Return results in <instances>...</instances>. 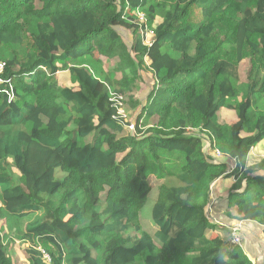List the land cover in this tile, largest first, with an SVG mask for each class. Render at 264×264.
Returning <instances> with one entry per match:
<instances>
[{"label":"trees","instance_id":"trees-1","mask_svg":"<svg viewBox=\"0 0 264 264\" xmlns=\"http://www.w3.org/2000/svg\"><path fill=\"white\" fill-rule=\"evenodd\" d=\"M231 49L254 61L243 79ZM0 65V264L13 240L26 264H237L211 232L248 222L264 236V169L247 164L264 142V0H0ZM148 65L130 129L117 99L140 105ZM222 109L237 114L226 132ZM223 138L227 173L212 157ZM218 178L232 183L209 211Z\"/></svg>","mask_w":264,"mask_h":264},{"label":"rangeland","instance_id":"rangeland-1","mask_svg":"<svg viewBox=\"0 0 264 264\" xmlns=\"http://www.w3.org/2000/svg\"><path fill=\"white\" fill-rule=\"evenodd\" d=\"M134 16V15H133ZM135 18V22L138 24L137 18L134 16ZM153 25L154 24H150V22H146V27L149 31H153ZM122 35L124 37V39L126 40L127 45L129 46L131 41H132V36L130 34V32L126 31V30H121ZM213 38L215 39V41L218 43L220 41L221 35L219 33H215L213 35ZM230 58L229 60L234 63H236V57H235V53L234 50L231 49L230 50ZM116 62V59L114 61H112V64H114ZM253 59L249 56V54L247 52L243 53V58L241 60L240 63L237 64L238 68H239V74L241 79H243L245 77V71L248 68L249 64L253 63ZM149 69V70H148ZM148 72L147 73H141V80L138 81L136 83V90L134 93V97L140 102V105L137 106L136 108H131L130 105L128 104H124V110L127 116V122L128 124H130V129L133 127V122L135 121V118L137 115H139L141 108L143 107V105L146 102V98L148 93L151 90V87L153 85V74L152 71L150 70V67L148 65ZM59 81L61 83V85L63 86H68L70 85L69 83V78H68V74L67 72H61L59 74ZM217 120L219 122V124L222 126V130L223 132H226L227 128L230 127L231 125L235 124L237 122V114L234 110H226V109H222L220 112H218L217 114ZM252 132V126L251 124L248 125V134H250ZM230 147V141L226 138L221 139L220 141H216L214 142L213 148H212V157L214 159V161L218 164L220 163H224L222 166V170L225 171V173H227L229 167H230V163L226 162V159H228L227 156V151ZM254 158L255 161H257L256 163H254L253 167L257 168V165H260L262 167V169H264V142L261 146H259V151L257 149V151H254ZM221 167V166H220ZM218 171L214 170V173H216ZM261 173H264V170L260 171ZM224 173V174H225ZM231 181V179H230ZM151 187L153 190V196H150L148 202L146 203V207L144 208L143 211V216H149L150 212H151V206L153 205L154 202V196L157 192V187L159 185V182H157L156 180H151ZM214 197H216L214 195ZM211 201H214L213 204H215V199L211 198ZM214 211V209H213ZM222 209L216 213L217 218H222V219H226L224 217H222ZM228 213H230L232 216H235L234 212L229 211ZM144 220H147V218H144ZM231 219H226L225 221H228ZM228 225V223H227ZM241 225V231H240V240H241V244L239 245V247L237 245H232L230 243V231L229 229L225 230V229H221L218 228L217 230H214L213 232H216L217 234H211L212 237L214 236H222L224 239H226L229 243V245L232 246L233 249H237V251L239 253L243 252L244 256L246 257V259L252 263V264H264V236L262 233V228L257 224V223H246L243 222L240 224ZM27 244H24L20 241L17 240H13L11 243V258L13 260L14 264H26L25 261V256L22 252V247L26 246ZM242 255V253H241ZM245 257H243L237 262V264H245L246 260Z\"/></svg>","mask_w":264,"mask_h":264},{"label":"built area","instance_id":"built-area-1","mask_svg":"<svg viewBox=\"0 0 264 264\" xmlns=\"http://www.w3.org/2000/svg\"><path fill=\"white\" fill-rule=\"evenodd\" d=\"M134 16L137 18L138 24L140 26V30L141 33L143 34V41H144V45H148V43L151 41L152 37H153V31H149L146 27V22H147V17L145 15V13L141 12V11H137L136 13H134ZM2 71V65H0V73ZM122 98H118L117 99V114L122 118V119H127L124 105L122 103ZM231 171V169H230ZM214 201H211L208 205V210L210 211L212 208ZM215 223H217L215 221ZM230 231V243L232 245H237L239 246L241 244V240H240V231H241V225H234L231 226L229 228Z\"/></svg>","mask_w":264,"mask_h":264},{"label":"crops","instance_id":"crops-1","mask_svg":"<svg viewBox=\"0 0 264 264\" xmlns=\"http://www.w3.org/2000/svg\"><path fill=\"white\" fill-rule=\"evenodd\" d=\"M261 145H259V146H261ZM259 146H257L256 148H253V149L250 150V152L248 154V159H247V164L249 166H251V165H253L254 163L257 162V161H255V158H254L253 155H254V151H257V149L259 151ZM229 160H231V161H229L230 167H229L228 171L231 169L232 165H234L233 160L232 159H229ZM230 179L231 178H229V179H225V178L219 179L218 178L217 180H215L212 183L209 201H210L211 198H213V199H215V203L217 204L218 200H220V199H224L225 200V197L227 195V190H228V188L230 187V185L232 183V179H231V181H230ZM214 195L216 197H214ZM224 205H226V202H224ZM233 212L235 213V211H233ZM234 215H236V214H234ZM214 233L217 234L216 232H213V231L211 232V234H214Z\"/></svg>","mask_w":264,"mask_h":264},{"label":"clouds","instance_id":"clouds-1","mask_svg":"<svg viewBox=\"0 0 264 264\" xmlns=\"http://www.w3.org/2000/svg\"><path fill=\"white\" fill-rule=\"evenodd\" d=\"M229 172V171H228Z\"/></svg>","mask_w":264,"mask_h":264}]
</instances>
